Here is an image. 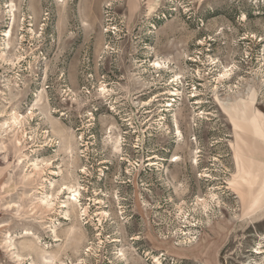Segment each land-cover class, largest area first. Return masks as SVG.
Here are the masks:
<instances>
[{"label":"rangeland","instance_id":"1","mask_svg":"<svg viewBox=\"0 0 264 264\" xmlns=\"http://www.w3.org/2000/svg\"><path fill=\"white\" fill-rule=\"evenodd\" d=\"M0 264H264V0H0Z\"/></svg>","mask_w":264,"mask_h":264},{"label":"crops","instance_id":"2","mask_svg":"<svg viewBox=\"0 0 264 264\" xmlns=\"http://www.w3.org/2000/svg\"><path fill=\"white\" fill-rule=\"evenodd\" d=\"M237 167H238V175L243 176V174H248V171H246L244 168H241L240 164ZM242 181L245 182L244 180Z\"/></svg>","mask_w":264,"mask_h":264},{"label":"bare ground","instance_id":"3","mask_svg":"<svg viewBox=\"0 0 264 264\" xmlns=\"http://www.w3.org/2000/svg\"><path fill=\"white\" fill-rule=\"evenodd\" d=\"M157 64H158V63H157ZM159 69H160V67H159ZM16 120H17V119L14 120V123L16 122Z\"/></svg>","mask_w":264,"mask_h":264}]
</instances>
